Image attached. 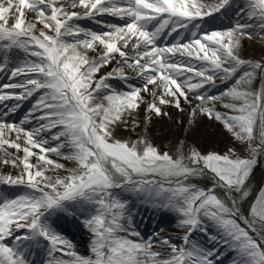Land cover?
<instances>
[{"label":"snow or ice","instance_id":"snow-or-ice-1","mask_svg":"<svg viewBox=\"0 0 264 264\" xmlns=\"http://www.w3.org/2000/svg\"><path fill=\"white\" fill-rule=\"evenodd\" d=\"M0 74V264H264V0H0Z\"/></svg>","mask_w":264,"mask_h":264},{"label":"bare ground","instance_id":"bare-ground-1","mask_svg":"<svg viewBox=\"0 0 264 264\" xmlns=\"http://www.w3.org/2000/svg\"><path fill=\"white\" fill-rule=\"evenodd\" d=\"M82 24H85L86 22L85 21H81ZM260 48H261V45L257 42L256 44H254L253 46H250L249 47V50H248V55L249 56H254V57H258L259 56V53H260ZM11 101V100H10ZM10 101H6L5 104H7L8 102ZM13 103H10L9 105H11ZM0 108H3V105H0ZM29 108H27L28 110ZM169 112H170V115L174 118V119H181V116L180 114L177 112V110L175 111H171L170 109H167ZM21 118H23V113L21 115ZM11 119H14V116H12L10 118ZM170 123V122H168ZM179 130V129H178ZM121 134H125V132L121 133ZM182 133H180L181 135ZM216 140V141H215ZM217 140L218 138L216 137L212 143H217ZM222 142H224V145H230V141L231 139H227L225 136L222 137L221 139ZM227 147V146H225ZM15 170L11 169L10 167L9 168H0V172L1 174L0 175H7L9 173H15L14 172ZM0 190H6V191H10V192H13L15 190L13 189H9L7 188L6 186H0ZM70 232V238L72 239L73 243L76 244L77 246V251L79 252H84V246H83V240L86 239V237L82 234V233H79L75 230H69ZM177 229H172L171 230V234L174 235V234H177ZM180 234V233H179Z\"/></svg>","mask_w":264,"mask_h":264},{"label":"rangeland","instance_id":"rangeland-1","mask_svg":"<svg viewBox=\"0 0 264 264\" xmlns=\"http://www.w3.org/2000/svg\"><path fill=\"white\" fill-rule=\"evenodd\" d=\"M87 23H89V22H86L85 24H87ZM89 26L96 27L95 25H90V24H89ZM170 110L171 111H175V109H170ZM169 124H171V122ZM178 129H179V125L176 126L175 131L177 132L178 135H180V132H179ZM154 134L158 135V133H154ZM128 135H129V133L125 132V134H121V138H126ZM223 136H225L227 139L230 138V137L227 136V134H221V135L217 136V138H218L217 143H215V142L212 143L211 142V145H210V147L212 149H215V150L219 151L221 154H223L226 151V148L227 147H225V146H228V145H224V142L221 141V139H222ZM231 143H232V141H230L229 144H231ZM205 146L206 147H209V145H207V143H206ZM262 173H264V166L258 167L256 169V171H255V179L253 181L254 184L260 185L261 183H264V180H262ZM0 174H1V172H0ZM11 174L15 175V173H11ZM257 191H258V187L253 189V199H254V196H255V194H256ZM254 192H255V194H254ZM168 227L170 228L172 226H168ZM168 227H166V229ZM172 228H174V227H172ZM166 229H165V231H169V232H171V230H172V229H169V230H166ZM162 234L165 235V232H163ZM178 235H180V234L178 233ZM225 259H227V258H225Z\"/></svg>","mask_w":264,"mask_h":264}]
</instances>
